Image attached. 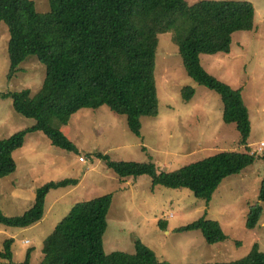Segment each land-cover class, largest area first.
I'll list each match as a JSON object with an SVG mask.
<instances>
[{"label": "trees", "instance_id": "1", "mask_svg": "<svg viewBox=\"0 0 264 264\" xmlns=\"http://www.w3.org/2000/svg\"><path fill=\"white\" fill-rule=\"evenodd\" d=\"M50 9L36 10L34 0H0V21L7 24L10 39V75L20 64L35 56L46 67L40 90L4 92L14 110L33 119L34 125L0 139V176L17 169L14 153L21 149L29 133L41 132L55 147L79 153L61 128L82 109L108 106L127 117L129 129L141 137V118L159 114L155 77L159 35L171 32L188 77L220 95L223 119L235 124L240 151H224L185 164L173 171H158L154 162L113 160L108 153H94L119 177L149 175L153 187L188 188L196 197L209 202L221 182L241 173L262 151L247 144L250 132L248 108L241 92L220 81L201 65V55L229 54L236 32L254 28L255 12L247 0H49ZM190 100L194 90H181ZM78 179L51 180L36 191L31 209L21 215H6L0 209V223L24 228L40 221L45 214L46 197L58 187L77 185ZM113 195L107 193L73 205L45 239L44 257L39 264H170L140 240L134 253L104 250L107 216ZM264 175L258 202L250 205L245 225L257 226L264 211ZM161 225L166 228L164 221ZM200 230L205 241L217 244L226 239L218 220L202 216L179 226L181 231ZM13 239L4 242L0 259L12 262ZM23 264L30 263V254ZM202 264V263H201ZM264 264V252L255 243L250 253L228 263Z\"/></svg>", "mask_w": 264, "mask_h": 264}, {"label": "rangeland", "instance_id": "2", "mask_svg": "<svg viewBox=\"0 0 264 264\" xmlns=\"http://www.w3.org/2000/svg\"><path fill=\"white\" fill-rule=\"evenodd\" d=\"M34 1L37 11L50 9L49 0ZM197 1L185 0L187 4ZM247 1L254 7V28L234 34L229 54H204L200 62L211 75L240 90L249 112L247 144L257 149L264 142V0ZM9 39L8 26L0 21V139H9L35 122L18 114L12 99L1 93L29 89L34 94L46 74V67L29 56L10 78ZM155 77L159 114L141 118V137L129 129L126 116L108 106L82 109L61 128L79 153L53 146L41 132L27 135L14 153L17 169L0 176V209L6 215L31 209L38 187L48 181L75 178L79 183L52 189L44 217L29 227L0 223V250L7 239H14L12 262L0 259V264H23L29 254L30 263L39 264L45 239L73 205L107 193L113 201L104 235L106 253H134L136 240L170 264L228 263L248 255L255 243L264 252V211L255 228L245 225L249 206L258 202L262 159L226 177L207 202L185 187H153L149 175L119 177L95 156L103 152L113 160L151 161L158 171L169 172L219 152L240 151L236 125L224 122L220 95L187 76L171 32L159 35ZM185 87L194 90L190 100L181 94ZM202 216L221 223L224 241L210 245L200 230L175 231Z\"/></svg>", "mask_w": 264, "mask_h": 264}, {"label": "built area", "instance_id": "3", "mask_svg": "<svg viewBox=\"0 0 264 264\" xmlns=\"http://www.w3.org/2000/svg\"><path fill=\"white\" fill-rule=\"evenodd\" d=\"M240 147H241V146H240ZM263 148H264V143H260V147H259V148H257V150H259V151H262V150H263ZM252 151H253V153H254L255 149H254V148H252Z\"/></svg>", "mask_w": 264, "mask_h": 264}, {"label": "crops", "instance_id": "4", "mask_svg": "<svg viewBox=\"0 0 264 264\" xmlns=\"http://www.w3.org/2000/svg\"><path fill=\"white\" fill-rule=\"evenodd\" d=\"M262 143H264V142H262ZM249 145V144H248ZM250 146V145H249ZM15 157V156H14ZM13 239V238H12ZM14 240V239H13Z\"/></svg>", "mask_w": 264, "mask_h": 264}]
</instances>
